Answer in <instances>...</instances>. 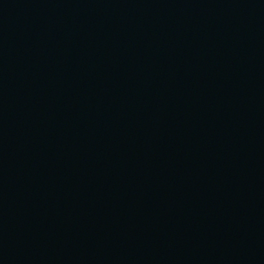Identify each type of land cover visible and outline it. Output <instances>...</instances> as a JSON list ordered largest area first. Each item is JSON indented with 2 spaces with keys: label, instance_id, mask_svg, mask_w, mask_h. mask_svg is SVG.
Here are the masks:
<instances>
[{
  "label": "water",
  "instance_id": "95a60500",
  "mask_svg": "<svg viewBox=\"0 0 264 264\" xmlns=\"http://www.w3.org/2000/svg\"><path fill=\"white\" fill-rule=\"evenodd\" d=\"M0 264H264V0H0Z\"/></svg>",
  "mask_w": 264,
  "mask_h": 264
}]
</instances>
